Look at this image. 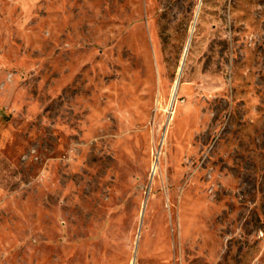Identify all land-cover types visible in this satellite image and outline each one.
Segmentation results:
<instances>
[{"label":"rangeland","instance_id":"1","mask_svg":"<svg viewBox=\"0 0 264 264\" xmlns=\"http://www.w3.org/2000/svg\"><path fill=\"white\" fill-rule=\"evenodd\" d=\"M0 264H264V0H0Z\"/></svg>","mask_w":264,"mask_h":264},{"label":"water","instance_id":"2","mask_svg":"<svg viewBox=\"0 0 264 264\" xmlns=\"http://www.w3.org/2000/svg\"><path fill=\"white\" fill-rule=\"evenodd\" d=\"M186 50H185V54H186V52H187V47L185 48ZM183 59H184V57H183ZM183 59H182V61H181V64L183 63ZM183 65V64H182ZM182 65H181V67H182ZM178 79H177V81H176V83H175V86H174V90H173V97H172V101L174 100V98H175V91H176V87H177V84H178Z\"/></svg>","mask_w":264,"mask_h":264},{"label":"bare ground","instance_id":"3","mask_svg":"<svg viewBox=\"0 0 264 264\" xmlns=\"http://www.w3.org/2000/svg\"><path fill=\"white\" fill-rule=\"evenodd\" d=\"M188 42H189V36H188V38L186 39V41H185V45H184V47H183V49H184V52H183V56L185 55V48L188 46ZM183 58V57H182ZM177 81V80H176ZM176 83V82H175ZM175 83H174V86H175ZM174 86H173V90H174ZM173 90H172V94H173ZM153 161V160H152Z\"/></svg>","mask_w":264,"mask_h":264}]
</instances>
